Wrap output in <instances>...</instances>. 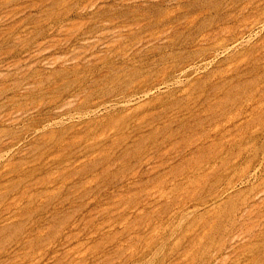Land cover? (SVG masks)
I'll return each instance as SVG.
<instances>
[{"label": "rangeland", "instance_id": "1", "mask_svg": "<svg viewBox=\"0 0 264 264\" xmlns=\"http://www.w3.org/2000/svg\"><path fill=\"white\" fill-rule=\"evenodd\" d=\"M0 264H264V0H0Z\"/></svg>", "mask_w": 264, "mask_h": 264}]
</instances>
